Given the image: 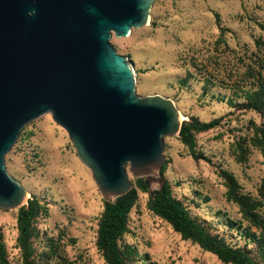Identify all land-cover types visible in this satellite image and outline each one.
Instances as JSON below:
<instances>
[{"label": "rangeland", "instance_id": "374dc122", "mask_svg": "<svg viewBox=\"0 0 264 264\" xmlns=\"http://www.w3.org/2000/svg\"><path fill=\"white\" fill-rule=\"evenodd\" d=\"M110 41L134 64L139 95L172 98L183 121L221 119L188 140L166 136L149 190L129 173L138 197L118 240L124 262L235 264L154 210L166 180L201 229L264 264V0H155L147 25ZM6 166L35 215L25 239L19 208L0 207V264H110L98 243L109 199L51 113L22 129Z\"/></svg>", "mask_w": 264, "mask_h": 264}, {"label": "water", "instance_id": "95a60500", "mask_svg": "<svg viewBox=\"0 0 264 264\" xmlns=\"http://www.w3.org/2000/svg\"><path fill=\"white\" fill-rule=\"evenodd\" d=\"M155 0H0V207L21 208L25 186L6 155L22 129L51 113L102 194L115 200L165 162L183 123L176 102L139 95L136 70L111 43L149 23ZM161 173V172H160Z\"/></svg>", "mask_w": 264, "mask_h": 264}, {"label": "trees", "instance_id": "16d2710c", "mask_svg": "<svg viewBox=\"0 0 264 264\" xmlns=\"http://www.w3.org/2000/svg\"><path fill=\"white\" fill-rule=\"evenodd\" d=\"M221 119L201 122L196 119L183 121L180 135L185 140L191 138L194 132H202L220 124ZM165 165L161 169L164 174ZM137 187L149 190L147 177L137 178ZM134 186L127 194L115 200H108L98 229V243L110 264H126L122 258L118 240L122 235L128 220V213L134 206L138 190ZM152 207L167 219L184 238H193L204 248L216 252L219 257L235 264H253L243 251L224 245L219 239L209 235L198 226L184 206L172 196L168 181H164L159 189L152 192ZM35 215V203L30 200L28 205L19 208V226L22 237L28 239L31 235L32 221Z\"/></svg>", "mask_w": 264, "mask_h": 264}, {"label": "bare ground", "instance_id": "6f19581e", "mask_svg": "<svg viewBox=\"0 0 264 264\" xmlns=\"http://www.w3.org/2000/svg\"><path fill=\"white\" fill-rule=\"evenodd\" d=\"M183 118V116L181 115V119Z\"/></svg>", "mask_w": 264, "mask_h": 264}]
</instances>
